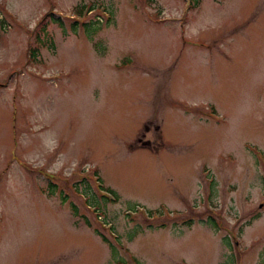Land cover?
<instances>
[{"label":"rangeland","instance_id":"rangeland-1","mask_svg":"<svg viewBox=\"0 0 264 264\" xmlns=\"http://www.w3.org/2000/svg\"><path fill=\"white\" fill-rule=\"evenodd\" d=\"M195 1L0 0V264H264V0Z\"/></svg>","mask_w":264,"mask_h":264},{"label":"trees","instance_id":"trees-1","mask_svg":"<svg viewBox=\"0 0 264 264\" xmlns=\"http://www.w3.org/2000/svg\"><path fill=\"white\" fill-rule=\"evenodd\" d=\"M192 1H195V0H192ZM196 2V1H195ZM78 12H80V10H78ZM81 14V13H80ZM78 16H80L79 14H78ZM34 53H32L31 54V56L33 55ZM101 189H103V190H105V191H107L104 187L103 188H101ZM108 193H110L109 191H107ZM111 194V193H110ZM112 195V194H111ZM113 196V195H112ZM104 238V240H106V238L105 237H103Z\"/></svg>","mask_w":264,"mask_h":264}]
</instances>
